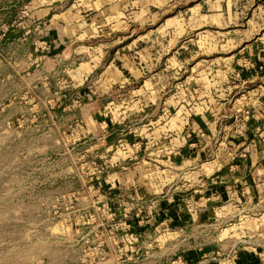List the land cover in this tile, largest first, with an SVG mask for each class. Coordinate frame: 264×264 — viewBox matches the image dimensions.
Listing matches in <instances>:
<instances>
[{
    "label": "rangeland",
    "instance_id": "1",
    "mask_svg": "<svg viewBox=\"0 0 264 264\" xmlns=\"http://www.w3.org/2000/svg\"><path fill=\"white\" fill-rule=\"evenodd\" d=\"M52 1L0 0V264H264V0Z\"/></svg>",
    "mask_w": 264,
    "mask_h": 264
},
{
    "label": "crops",
    "instance_id": "2",
    "mask_svg": "<svg viewBox=\"0 0 264 264\" xmlns=\"http://www.w3.org/2000/svg\"><path fill=\"white\" fill-rule=\"evenodd\" d=\"M57 1H55V0H53L52 2H50L47 6H46V10L48 11V15H52V17H55V16H58V14H52L54 11H55V7L57 6ZM42 11H44V9H42ZM183 146H181L180 148H179V150H176L175 152H174V156H177V155H179V157L177 158V159H179V163L180 164H182V163H185V161L184 160H182V156H181V153H182V151H183ZM181 156V157H180ZM236 167V169H237V167L238 166H235ZM232 169H235V168H233L232 167ZM240 175V173H238L237 175H234V178H235V180H237V178H238V176Z\"/></svg>",
    "mask_w": 264,
    "mask_h": 264
}]
</instances>
